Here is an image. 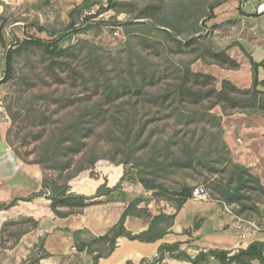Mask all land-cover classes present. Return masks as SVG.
Here are the masks:
<instances>
[{
    "label": "trees",
    "instance_id": "trees-1",
    "mask_svg": "<svg viewBox=\"0 0 264 264\" xmlns=\"http://www.w3.org/2000/svg\"><path fill=\"white\" fill-rule=\"evenodd\" d=\"M122 1L109 0L107 7H101L93 15L92 10L100 2L85 0L71 12L70 25L56 39H16V44L5 51L6 69L2 84L17 77V57L28 48L43 50L55 64L58 62L60 67L63 66L60 59L72 54L74 47L64 48L61 43L69 36L77 35L81 28L89 29L91 21L103 12L114 10L122 13ZM246 1L248 0H240L241 4ZM223 2L219 1L211 6L210 18H214L213 10ZM165 22H169L171 27L175 24L166 19ZM160 24L163 25L162 22ZM164 32L175 38L169 31ZM125 46L129 51L130 43ZM215 57L222 67H240V63L226 52L216 53ZM141 58L139 57L136 65H126L127 73H96L97 69L94 68L91 73H46V76L37 78L45 92L40 97L33 96L32 99L35 100L28 112L31 134L22 138L23 146H27L25 148L31 146L32 141L28 143V140L33 139V151L24 152L21 148L14 147L12 128L6 137L17 158L24 163L40 166L43 172V191L40 196H48L52 202V210L61 218L82 212L100 202L95 199L111 192L104 185L93 197L70 193V182L84 172H94L101 161H108L115 166L131 165L133 171L125 173L130 181L153 192L155 200L161 201L166 193L169 196L167 201L176 202L174 213L151 215L148 207L138 209L144 203L143 199L131 201L119 223L107 234L95 237L88 243H77L79 252L87 249L90 251L93 264H99L101 258L112 254L121 237L143 243L163 240L171 232L178 213L194 198L195 188L185 185L172 192L164 187L161 180L175 170H196L202 166H213L212 150L218 153L217 162H221L225 172L228 171L229 174V182L221 188L219 201L230 205L241 204L245 208L247 204L244 202L250 201L255 192L264 194L261 180L250 175L246 166L232 160L226 142L221 144L222 151L213 148L202 151V140L195 138L199 124L206 125L209 121L214 122L222 134L221 118L211 113L216 107H220L225 116L238 111L257 112L264 118V93L259 89L260 69H264V61L258 62L250 58L252 86L241 89L227 79L222 81L221 88H217V79L213 75L194 73L189 66L179 73H157L154 68L148 73L150 66L141 61ZM200 59L201 57L197 60ZM94 66L104 67L100 60L94 61ZM102 71L103 69L100 70ZM49 81L53 83L47 85ZM206 102H210V105L207 106ZM51 106H55L53 110L50 109ZM9 114L16 124L18 119L11 107ZM171 122L174 124L171 125ZM171 127L173 132L166 139L164 136ZM35 128L37 131L32 132ZM202 129L206 131L205 126ZM93 176L96 177L94 174ZM261 201L264 205V200ZM16 202L17 200L8 205L0 204V211L13 207ZM62 207L69 208V212H61L59 209ZM242 212L240 210L238 214ZM142 213L148 214L147 219L143 220L147 229L140 233L129 231L126 227L128 217L143 218ZM204 223L205 219L198 217L195 229ZM9 227L17 228L18 242L24 235L37 229L39 222L33 218L9 221L4 224L2 231L5 232ZM82 232L77 231L75 235ZM44 245V240H41L39 255L22 264H40L41 260L48 258L49 253ZM181 245L180 242L164 243L156 257L142 259L139 263L128 261L126 264H164L167 256L191 264H264V243L260 241H254L246 249L234 254L210 249L201 251L195 257L181 250Z\"/></svg>",
    "mask_w": 264,
    "mask_h": 264
},
{
    "label": "rangeland",
    "instance_id": "rangeland-1",
    "mask_svg": "<svg viewBox=\"0 0 264 264\" xmlns=\"http://www.w3.org/2000/svg\"><path fill=\"white\" fill-rule=\"evenodd\" d=\"M96 1L100 4L92 10L93 15L101 7H107L109 0ZM219 1L224 2L213 10L214 18H210L211 6ZM84 2L85 0H0V109L7 113L10 121L6 136L12 128L11 138L15 142L14 147L21 148L24 152L33 151L35 146L33 139L30 138L28 143L32 141L31 146L25 148L27 146H23L22 138L31 134L28 112L31 111L35 100L32 99L33 96L40 97L41 93L45 92L37 78L46 76V73H91V69L94 68L97 69L96 73H127L126 65L129 66L130 63L136 65L139 57H143L141 61L150 66L148 73L151 68L157 73H179L189 66L194 73L213 75L217 79V88H221L222 81L227 79L241 89H249L252 86L250 58L258 62L264 61V0H248L244 4H241L240 0H123L121 3L124 6L120 8L122 13L114 10L103 12L91 21L89 29L79 27L81 29L77 35H71L61 43L64 48L74 47L72 54L60 59L63 66L60 67L58 62L55 64L43 50L28 48L17 57V77L7 84H2L6 69V49L15 45L16 39L24 40L27 37L47 41L56 39L70 25L71 12ZM179 15L181 16L177 17ZM165 19L175 23V28L171 27L169 22H165ZM161 22L164 26L160 24ZM165 30L172 33L175 38L166 34ZM126 43L131 45L129 51L126 49ZM219 52H226L240 63V67L238 69L222 67L215 57ZM199 57L201 59L197 60ZM96 60H100L104 67H95ZM259 77L261 82L259 89L264 93L263 68L260 69ZM46 81L48 82L47 79ZM52 83L49 81L47 85ZM205 104L209 106L210 102ZM10 107L18 119L16 124L9 114ZM54 107L51 106L50 109L53 110ZM211 113L221 118L223 131L222 134L219 133V129L211 121L206 125L199 124L195 138L202 140V151L208 148L222 151V142L228 144L227 135L239 141L244 139L246 133H251L255 138L259 130L264 131V128L255 122L259 118L264 122L262 115L257 112L235 111L225 116L222 109L216 107ZM173 122L170 124L173 125ZM203 126L206 131L202 129ZM36 128L32 132L37 131ZM172 132L173 128H168L164 137L169 138ZM213 134L215 135L212 138ZM228 147L230 149L229 144ZM230 151L232 160L239 163V158L231 149ZM211 155L214 157L213 166H202L196 170H175L161 180L162 184L172 192L180 190L185 185L195 189L203 187L206 196L201 200L202 203L195 204L193 209L203 208L211 202L218 204L221 188L229 182V174L228 171L225 172L223 164L217 162L218 153L212 150ZM258 162L260 164L257 167L244 166L249 169L250 175L260 177L264 183V157L259 158ZM100 166L115 165L101 161L97 168ZM123 167L126 172L133 171L131 165ZM255 168L259 170L256 171ZM96 170L81 175L88 173L96 175ZM129 180L130 178L126 179V182H130ZM133 193L140 194L135 191ZM147 193L150 195H140L144 203L138 209L148 207L151 215L158 213L169 215L175 212L176 202L167 201L169 196L166 193L161 201L153 198V192ZM261 200H264V194L255 192L250 201L244 202L247 204L245 208L241 204L227 203L222 216L217 219L214 229L211 230L213 238L221 242L227 236L238 241L254 238V235L264 229V205ZM118 203L119 207L124 208L122 200ZM240 210L243 211L242 214H238ZM142 214L143 218H138L130 228L133 230L141 228L142 221L148 217L147 213ZM239 222L242 225L238 228L236 225ZM183 224L184 221L178 216L169 240L185 238L181 235ZM226 226L235 231L230 233ZM1 229L0 264H22L29 258L39 255L41 250L38 243L41 236L37 235L42 234L44 237V231L32 230L17 242L16 227H9L5 232ZM209 242L200 241L185 248L195 254L212 244ZM79 257H82L81 254H71L72 260L67 264H92L90 253L85 254V258Z\"/></svg>",
    "mask_w": 264,
    "mask_h": 264
},
{
    "label": "crops",
    "instance_id": "crops-1",
    "mask_svg": "<svg viewBox=\"0 0 264 264\" xmlns=\"http://www.w3.org/2000/svg\"><path fill=\"white\" fill-rule=\"evenodd\" d=\"M255 122L264 128L262 119H256ZM9 126L10 121L7 113L0 109V204L8 205L12 201L17 200L13 207L0 211V229L9 220L19 221L23 218H33L39 222L37 229L44 231L45 235L44 237L42 234L37 236H41L40 241L44 240L45 250L49 253L48 258L41 260L44 264H67L68 261L72 260L71 254L73 253L81 254L82 257H79V259L85 258V254L90 253V251L87 249L84 252H79L77 243H88L95 237L104 236L119 223L131 201L140 198L141 194L150 195L141 184L133 183L130 180V182H126L129 177L125 176L126 171L123 166H100L96 170V177L88 173L71 181L70 193L93 197L97 195L99 189L104 185L111 192L95 199V201L100 202L85 208L82 212L61 218L52 210V202L48 196H40L43 191V172L40 166L24 163L16 156H13L14 152L6 139ZM244 136L243 140L236 141L233 136L227 135V142L234 155L239 158V163L257 167L260 164L258 162L259 158L264 157V131L259 130L258 136L255 138H253L254 135L251 133H246ZM258 178L261 180L260 177ZM261 183L264 186L262 180ZM134 191L136 193L140 192V194L134 195ZM119 200H122V204L125 205L124 208L119 207ZM197 203H202V201L191 199L177 215L179 219L181 218V221H184L181 235L185 238L169 240L168 238L173 232L172 229L163 240L156 243L130 241L126 237H121L118 239L115 251L108 257L101 258L99 264H126L128 261L139 263L142 259L156 257L160 246L164 243L174 244L180 242L182 243L181 250L186 251L192 257H195L201 251L210 249L230 251L234 254L241 249H246L254 241L264 243V229L250 240L238 241L234 237L229 238V236L225 237L223 242L219 239L215 240L211 230L214 229L217 219L222 216L226 204L218 200V204L211 202L203 208L197 207L193 209V206ZM59 210L61 212H69L70 209L62 207ZM198 217L204 218L205 223L195 229V220ZM138 218L128 217L126 227L129 231L140 233L147 229L148 226L144 221H142L141 228L137 230L130 228L131 225L138 221ZM241 225V222H239L236 226L239 228ZM228 229L230 233L235 231V229ZM77 231L83 232L77 236L75 235ZM208 240L212 244L205 249L197 251L195 254L185 248L187 245ZM90 255L92 256L91 253ZM164 263L191 264L169 256H167Z\"/></svg>",
    "mask_w": 264,
    "mask_h": 264
},
{
    "label": "built area",
    "instance_id": "built-area-1",
    "mask_svg": "<svg viewBox=\"0 0 264 264\" xmlns=\"http://www.w3.org/2000/svg\"><path fill=\"white\" fill-rule=\"evenodd\" d=\"M206 196V192L204 190L203 187H198L197 189H195L194 191V198L195 200H204V197ZM243 238H245V236L243 235Z\"/></svg>",
    "mask_w": 264,
    "mask_h": 264
},
{
    "label": "water",
    "instance_id": "water-1",
    "mask_svg": "<svg viewBox=\"0 0 264 264\" xmlns=\"http://www.w3.org/2000/svg\"><path fill=\"white\" fill-rule=\"evenodd\" d=\"M13 156H16L15 153H13Z\"/></svg>",
    "mask_w": 264,
    "mask_h": 264
}]
</instances>
